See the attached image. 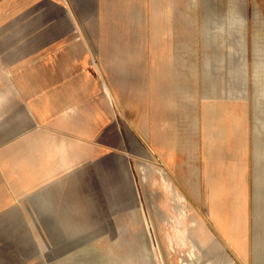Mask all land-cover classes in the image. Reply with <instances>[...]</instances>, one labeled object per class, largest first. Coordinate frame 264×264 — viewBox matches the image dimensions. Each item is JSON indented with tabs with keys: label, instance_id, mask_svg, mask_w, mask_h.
Instances as JSON below:
<instances>
[{
	"label": "rangeland",
	"instance_id": "obj_1",
	"mask_svg": "<svg viewBox=\"0 0 264 264\" xmlns=\"http://www.w3.org/2000/svg\"><path fill=\"white\" fill-rule=\"evenodd\" d=\"M189 3L183 9L192 10L195 27L184 36L185 53L195 46L196 59L202 60L206 37L199 35L198 26L203 25L205 14L211 15L206 25L209 30L219 33V26L225 30V41L212 40L210 49L212 58L225 53L227 59V67L219 71L224 84L219 96L225 103L221 112L218 109L211 134L202 124L190 131V124L182 123L188 116H180L175 129L170 126L173 111L167 97L176 86L171 88L167 82L177 72L168 67L166 58L176 37L153 30L154 0H8L5 5L0 0V9L6 11L0 19V103L4 108L7 101L16 103L8 112L0 105L4 115L0 120L30 107L25 132L40 127L42 131L34 138L52 135L43 144L49 152L44 157L48 162L53 153L54 158L61 155L62 145L52 148L61 140L83 139L94 147L91 152L79 150L81 163L62 180H53L50 190L58 203L74 209L78 222L88 226L101 244L110 242L121 249L130 264L146 263L148 243L157 245L161 264H171L172 259L157 223L160 201L150 194L151 180L146 177L150 164L154 169L165 164L187 199L208 218L223 251L244 261L241 250L249 249L252 239L254 46H264V0ZM136 8L140 9L139 20L134 17ZM184 19L175 21L173 27L184 30ZM7 64L13 79L4 81ZM30 70H36V75L31 76ZM27 76L30 80L25 86L21 82ZM193 79L191 86L197 91L193 114L200 116L201 88L197 77ZM14 83H21L20 87ZM67 105H71V117L62 115ZM5 130L0 126V149L11 140ZM177 130L182 135L174 145ZM188 131L197 147L192 160ZM173 146L172 158L166 160ZM189 162L197 167L200 178L197 197ZM8 166L0 165V264H57L54 260L59 255L53 248L69 246V233L60 231L55 215L36 221L34 212L44 189L20 201L14 197L15 188L22 185H13Z\"/></svg>",
	"mask_w": 264,
	"mask_h": 264
},
{
	"label": "bare ground",
	"instance_id": "obj_2",
	"mask_svg": "<svg viewBox=\"0 0 264 264\" xmlns=\"http://www.w3.org/2000/svg\"><path fill=\"white\" fill-rule=\"evenodd\" d=\"M2 1L3 5H5L8 0ZM185 2L186 1H184V4H186ZM184 4L181 3V0H154L152 10L154 20L153 30L157 31L158 34L164 32L168 38L176 37V42L175 40H171L173 45L171 44V52L168 51L170 53L167 54L166 58L169 65L168 67H172L173 70L175 69L177 72L176 78L168 79L169 82H167L171 88L176 86L174 93L171 94L169 91L170 94L167 97L168 106L172 107L173 111V119H171L173 122L177 120V123L172 122L170 126L175 129L181 123L178 118L180 116H188V120L181 121L184 123V126L186 123L190 124V131L200 129V125L202 124L204 131L211 134L214 130V118L219 111L221 112L225 103L219 96L224 88L219 71L227 67V59L225 53L217 55L216 58H212L210 49L213 42L212 40L219 41V43L225 41V30L224 27L221 26H219V30L217 29L219 33L209 30L206 25L211 21V15L209 13L205 14L203 25L200 23V26H198L199 35H204L206 37L207 50H205L203 58L201 57L202 60H199V57L196 59L195 46H193L194 48L190 46L188 53H185L184 50L187 46L184 45L185 41L183 39L185 35L186 37L189 35L188 33H190L191 29H194L193 20L195 17L193 13H191L192 10L186 11L181 8ZM5 13L6 11L0 9V19L5 17ZM184 15L187 16L186 19L183 18ZM136 19L139 20L141 18L136 14L135 20ZM183 19V22L186 23L184 26L185 31L182 30V28L177 29V26L173 27L175 21L180 23ZM163 22H165V26L162 25ZM186 43L188 44V42ZM220 44H218V47ZM254 47L257 53L255 62L256 69L254 70V81L256 82V87L254 89L256 95V122H254L252 126L253 140L250 144L252 148L251 165L253 167V195L252 211L251 214H249V226L252 230V239L251 241L249 240V249L241 250L246 259L242 261L235 255V257H233L230 253L223 251V245L215 234L216 230L211 226L208 218L203 212L198 207H195L196 205H193V202L187 199L179 185L172 180V173L165 164H162L159 169H154L153 165L150 164L146 166L149 169V173L146 177L148 180H151V183H149L150 194L153 195V198H158L160 201L158 205L159 212H156V218L162 230V234L163 236L165 235L167 241L165 249L167 255L172 258L171 264H264V46L255 45ZM202 63L204 67L200 69L199 67H201L200 65ZM202 71L203 76L201 75ZM35 72L36 70H30L29 74L33 76ZM28 76L21 82L22 84H29L28 81L30 78H28ZM194 77H197L201 88V95L199 97V104L201 106L200 116L199 114L196 116L193 114L194 106L196 105L195 95L197 93L191 86V81ZM8 78L13 79L12 67L11 65L9 66V64L5 66L2 74V79L4 81L8 80ZM20 84L14 83L13 85L19 88ZM107 94L109 96L110 93L108 92ZM1 101L0 98V102ZM182 102H184V105ZM0 105L2 107L3 104L0 103ZM6 105V108H2L3 111L7 110L8 112L16 103L10 100L6 102ZM65 108L66 109L63 110V112H65L64 114H68V112L69 114L72 113L70 112L71 106L67 105ZM30 111V107L28 109L22 108L18 115L7 116L6 119L0 120V126H5V132L11 135V140L7 141L4 147L0 149V165L3 166L5 163L9 165L8 170L12 172V174H10V179L13 185L16 182H21L22 186L18 188L14 187L16 191L14 197L17 199L19 198L18 201H20V199L22 200L23 196L35 190L44 189V192L38 196V198L41 199L38 200L40 205L34 212L36 221H39L41 217L47 215H55L58 218L57 226L60 228V231L69 233L66 238V240L70 242L69 246H63L62 249L59 247L53 248L54 252H57L59 255V259L54 260V262L57 264H89L92 262L94 264H130V260L125 259L121 249L116 248L110 242L106 245L101 244L96 234L90 233L88 226L82 222H78V216L74 209H72L71 206L65 207L58 203L50 190V185L53 180H62L70 169H74L81 163L82 160L79 154L83 149L91 152L94 150V147L83 139L61 140V143H58V145H52V148L55 149L57 146L59 147L62 145V151H59L61 155H57V157L54 158L53 153L48 162L44 157L45 153L49 152L43 149V144L45 141H49L52 135H49L47 138H43L42 136L34 138L37 133L42 131L40 127L28 133L25 132L26 122L31 116ZM2 117H4V115L2 116L0 112V118ZM201 120H203L202 123ZM240 120H244V118ZM12 123L13 126L11 128L10 126ZM237 123L238 120L235 122L236 128L238 127ZM219 132L222 135L221 127ZM181 135L182 134L178 132V130L173 135L174 145ZM187 135L189 137L187 138L188 142H186L192 145L194 143L191 137L193 134H190L188 131ZM182 141L181 143H183ZM189 147V160H192L195 157L197 147L193 145ZM173 149L174 146L169 148L166 160H171ZM74 154L75 156L73 157ZM188 164L190 178H192L193 193L197 197L200 192V178L198 173H196L197 167L191 162ZM143 169L145 168L143 167ZM183 182L185 183V181ZM133 201L134 200L130 203H133ZM47 203L49 205H46ZM144 221L148 223L150 229L148 218H144ZM210 227H212L214 231H212ZM150 235L153 238L152 233ZM242 238L244 237L242 236ZM73 242H76V244H73ZM43 254L45 253L43 252ZM177 257L178 263H175ZM146 258L145 264H161L157 245L155 243L153 246L148 243V254Z\"/></svg>",
	"mask_w": 264,
	"mask_h": 264
},
{
	"label": "crops",
	"instance_id": "obj_3",
	"mask_svg": "<svg viewBox=\"0 0 264 264\" xmlns=\"http://www.w3.org/2000/svg\"><path fill=\"white\" fill-rule=\"evenodd\" d=\"M184 1H186L185 3H186V5L185 6H190V3H189V1L190 0H181V3L182 4H184ZM182 8H183V5H182ZM190 9H191V7H190ZM139 11H140V9L138 10L137 8L135 9V13H134V15L136 16V14H138L139 13ZM134 16V17H135ZM135 65H137L136 63H135ZM98 67V66H97ZM99 68V67H98ZM69 106H71V105H69ZM70 112H72V109H71V111ZM65 112H63L62 114H64ZM68 115L71 117L72 116V113L71 114H69V112H68Z\"/></svg>",
	"mask_w": 264,
	"mask_h": 264
}]
</instances>
